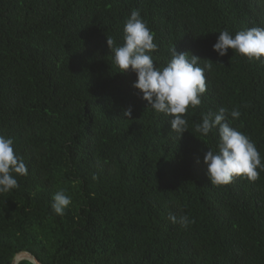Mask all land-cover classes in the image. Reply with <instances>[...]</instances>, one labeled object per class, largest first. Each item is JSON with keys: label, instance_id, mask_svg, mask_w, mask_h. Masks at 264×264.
Wrapping results in <instances>:
<instances>
[{"label": "trees", "instance_id": "trees-1", "mask_svg": "<svg viewBox=\"0 0 264 264\" xmlns=\"http://www.w3.org/2000/svg\"><path fill=\"white\" fill-rule=\"evenodd\" d=\"M137 9L156 67L173 47L212 63L179 138L106 44L124 43ZM252 27L264 28V0H0V135L28 169L0 194V264L22 250L40 264H264V170L211 184L203 156L218 132L195 131L202 114L236 109L228 122L264 162V62L212 47L220 31Z\"/></svg>", "mask_w": 264, "mask_h": 264}, {"label": "clouds", "instance_id": "clouds-1", "mask_svg": "<svg viewBox=\"0 0 264 264\" xmlns=\"http://www.w3.org/2000/svg\"><path fill=\"white\" fill-rule=\"evenodd\" d=\"M123 33L121 46H116L112 38L106 39L108 48L114 53L118 72L135 73L136 80L132 86L142 94L141 99L147 102V108L170 117V129L179 138L188 131L185 113L189 107L195 109L202 102L201 97L206 92L205 71L212 68L211 61L207 60L209 62L201 66V58L188 52L178 53L173 47L170 61L163 67H156L151 53L157 50L158 45L138 9L131 11ZM212 47L221 57L231 49L249 60L264 62V28L252 27L235 35L227 29L222 30ZM131 114V107L124 110V116L131 117ZM240 115L236 109L228 112L221 107L217 113L202 114L201 122L195 126V131L204 137L214 129L218 132L217 150L208 149L203 156L208 180L213 185H227L237 177L255 181L259 177L258 169L264 170V162L255 144L228 122L229 116L235 120ZM13 144L12 138L0 135V194L18 188L16 176L28 174L27 165L14 152ZM71 202V197L61 189L54 194L51 207L55 214L62 216ZM169 219L184 227L191 222L187 216L177 219L170 214ZM13 264L38 262L30 252L22 250L13 257Z\"/></svg>", "mask_w": 264, "mask_h": 264}, {"label": "water", "instance_id": "water-1", "mask_svg": "<svg viewBox=\"0 0 264 264\" xmlns=\"http://www.w3.org/2000/svg\"><path fill=\"white\" fill-rule=\"evenodd\" d=\"M36 259V258H35ZM36 261H37V259H36ZM38 262V261H37ZM13 264V263H12ZM38 264H40L39 262H38Z\"/></svg>", "mask_w": 264, "mask_h": 264}]
</instances>
